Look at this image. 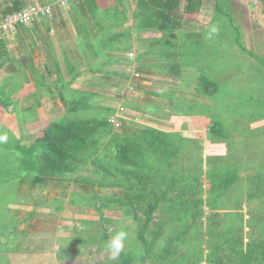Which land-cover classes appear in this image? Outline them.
Here are the masks:
<instances>
[{"label": "rangeland", "instance_id": "1", "mask_svg": "<svg viewBox=\"0 0 264 264\" xmlns=\"http://www.w3.org/2000/svg\"><path fill=\"white\" fill-rule=\"evenodd\" d=\"M61 1L54 0L53 4L61 7L63 12L58 10L53 14L52 11L45 20H56L60 16L70 19L69 40L73 43H69V47L73 49L58 51V57H51L47 52L43 56L40 51L31 50V46L32 53L26 50L20 42L18 59L12 50L11 54L0 58V69L7 65L5 76H1L6 84L0 89V140L4 145L11 141L9 146H0V158L5 160L0 171V244L4 245L6 251H0V264L138 263L145 256V244L152 245L155 254H162L160 246L166 242H171L168 252L173 257L181 256L188 259L189 264L196 263L198 258L194 254L199 249L204 255L209 252L207 237L202 236L200 244V238L196 237L199 227L207 231L214 221L221 230L231 231L229 226L237 224L228 221L233 212L226 202L224 208L210 211L202 205L204 216L193 214L186 219L185 214H181L185 218L181 223L189 227L184 234L185 227L179 228L176 220L170 222L166 218L163 202H159L154 212L151 210L153 202L150 201V186L145 177L139 178L140 180L132 178L127 182L121 177L104 180L97 165L86 164L81 165L79 173L74 176H42L34 171L37 161L33 160L40 158V151L35 149L31 159L26 158L25 154L35 145V136L39 130L64 116L61 109L66 107V101L62 87L65 81H70L71 75H68L66 67L70 63L76 67L79 77L67 88L89 90L91 86H95L92 91L99 93L100 98L92 99L90 104L113 110L106 115L112 132L135 136L149 126L172 130L181 123L185 113L184 106L176 104L175 99L199 103L210 108L211 111L205 109V113L221 119L227 118L224 126L231 131L236 141L232 151L237 155L243 151L251 158L250 161L258 163L259 168L248 165L238 169L239 180L255 176L264 180V110L259 112L262 108L254 107L258 102L264 103V28H259L252 19L248 21L245 0H235L232 9L231 1H228L227 8L220 11L211 8L214 0H202V13L200 9L197 14H184L179 26L168 30L164 35L154 31L138 33L132 29L135 26L133 14L137 0H125L119 9L126 10L128 14L124 26L131 29V39H123L122 47L125 50L106 54L108 62L105 63L104 70L110 75L92 74L88 72L89 57L81 56L78 49V30L71 11L72 4L79 5L81 0H69L65 5L60 4ZM39 3L50 4L46 0ZM81 13L86 19L85 9L81 8ZM4 14L7 15L6 12ZM228 19L231 26L226 23ZM214 24L218 26V34L206 39L209 28ZM33 31L32 23L8 34L32 40ZM35 32L47 35L40 30ZM58 33L62 34L61 29ZM59 34H56L57 40ZM168 42L173 47H166ZM189 50L191 54L183 59L181 54ZM167 53L173 54V58L168 57ZM33 59H37V70ZM91 62L97 67L101 60L91 59ZM173 64L179 66L175 68ZM201 71L218 84L223 79L229 81L231 93L246 90L240 98L241 110L230 112L233 106L227 104L235 105L237 102L234 98L215 102L199 95L196 91ZM60 73L63 76L62 83L59 80ZM256 73L259 76L257 82L253 78ZM241 74L246 79L251 75V83L232 80L236 77L241 79ZM28 81L36 82L35 89L33 92L24 91V95H37L22 101L19 88ZM222 105L226 106L222 108ZM240 113H243L242 116ZM179 132L185 131L182 129ZM196 132L202 135L199 142L203 148V163L200 166L204 173L209 169L206 164L209 138H206V129ZM187 138L193 139L192 136ZM244 138L251 141L261 138L262 142L245 148L242 144ZM194 139L198 141L197 138ZM221 147H224L223 150L213 151L226 153L229 150L225 145ZM169 168L178 172V166L171 168L166 164L160 167V177H156L159 183L158 193L167 191L169 194L158 201L178 195L177 190L173 192L167 185L172 178L177 180L180 174L171 175ZM5 171L7 174L3 177ZM200 179L201 186L206 191L208 182L205 175ZM140 183L141 186L137 189L138 200L131 197L133 193L127 187ZM242 193L240 190L233 191L229 196L237 197ZM258 195L264 197V187ZM263 206L264 199L262 202H243L241 214L245 217L244 240L247 234L257 231L250 221L247 224V211H254L255 216H264ZM214 213L219 217L206 220L213 217ZM199 219L202 222L197 225ZM118 230L126 231L128 238L124 250L113 259L105 245ZM195 237L197 245L193 243ZM8 250L11 251L7 253Z\"/></svg>", "mask_w": 264, "mask_h": 264}, {"label": "trees", "instance_id": "2", "mask_svg": "<svg viewBox=\"0 0 264 264\" xmlns=\"http://www.w3.org/2000/svg\"><path fill=\"white\" fill-rule=\"evenodd\" d=\"M80 2L79 5L74 3L71 7L78 30V49L81 51V56L89 57V61H87L88 72L110 75L104 70L105 63L108 62L106 54L111 51L125 50L122 47L123 39L125 37L131 39V29L124 26L128 14L126 10L119 9V6H123L126 1L81 0ZM201 3L202 0H137L133 14L135 26L132 29L138 33L154 31L164 35L163 33L179 26L178 24L184 14L199 13ZM81 8L85 9L86 19L81 16ZM226 23L229 26L232 24L230 19L226 20ZM165 46L171 48L173 44L168 42ZM190 54L189 50L182 53L181 56L185 59L184 56ZM7 55L4 43L0 41V58ZM167 56L173 58L174 55L167 53ZM90 58L100 59L101 62L96 67ZM172 66L176 68L179 64ZM66 67L68 75H71L70 81L64 82L61 73L59 79L61 83L64 82L62 89L66 107L61 109L64 116L39 130L35 136V145L30 147L25 154L26 158L31 159L35 149L37 152L40 151V158L33 159L37 161L34 165L36 173L42 176H74L79 173L80 166L86 164L87 166L97 165L104 180L121 177L127 182L132 178L140 180L145 177L148 186H150V201L153 202L151 210L154 212L159 202H163L166 218L170 222L176 220L179 228L185 227L184 234L187 233L189 227L181 221L187 219V216L193 214L204 216L201 210L202 205H205L210 211L224 208L226 202L233 212L228 221L237 222V224L229 226L231 231L221 230L214 221L211 222L207 231L201 230L202 228L199 227L196 237L200 238L199 244L203 241V239L201 240L202 236L207 237L206 243L209 252L204 255L203 251L199 249L194 254L198 260L196 263L190 264H264V216L262 214L255 216L254 211H247V224L250 221L252 227L256 228L257 231L247 234L244 240L245 217L244 214H241L243 202L263 201L264 197H260L258 193L264 187V180L256 176L239 180L238 169L248 165L256 168L259 166L256 161H250L251 158L247 156V153L241 151L237 155L232 151L236 146V141L231 131L224 126L226 117H222L223 119L214 117L210 113L204 112L205 109L211 111L210 108L177 98L175 103L182 104L185 113L181 114L182 121L174 129L166 130L149 126L139 131L135 136H128L117 131L112 132L106 115L112 113L113 110L90 104L92 99L100 98L99 93L92 91L95 86H91L89 90L67 88L73 80L78 79L79 72L70 63H67ZM258 77L256 73L253 77L254 81L257 82ZM249 78L252 79V76L249 75L246 79L241 74V79L236 77L232 80L241 83L244 81L248 84L251 83ZM26 83L23 93L24 91L33 92L35 89L33 86L36 85V82L34 81L35 85ZM198 83L196 92H199V95L209 97L215 102L216 100L234 98L237 102L235 105L227 104L233 106L230 112L234 113L241 110L240 98L246 90H241L237 94L231 93V89L228 88L229 81L223 79L221 84H218L208 75L203 74L202 71ZM225 106L222 105L221 107ZM254 107L262 108L259 112H263L264 103L258 102ZM242 114L240 113L241 116ZM180 129L185 132H179ZM200 129H206L208 135L206 138H209L207 141L209 153L206 158L209 169L204 173L200 166L203 163V148L199 142L202 135L196 132ZM188 136H192L193 139L187 138ZM194 138H197L198 141ZM244 140L242 144L245 148H249L250 144L262 142L261 138L253 141L247 138ZM10 142H5L7 145H4V142L0 140V146H9ZM221 145H225L229 150L226 153L213 151L216 149L223 150L224 147ZM261 156L259 157L261 158ZM4 161L0 158V171L4 166ZM166 164L171 168L178 166V172L175 173L169 168V173L173 176H177L179 173L180 178L178 177L177 180L172 178L167 185V188L173 192L177 190L178 195L158 201L159 198L165 199L166 195L169 194L167 191L158 193L159 183L156 180V177H160V167ZM6 174L5 171L3 177H6ZM203 175L208 182L206 191L201 186L200 178ZM166 180L165 178L164 182ZM176 184L177 186H175ZM140 186L141 183L127 187V190L133 193L131 197L139 200L137 189ZM238 190L243 193L238 194L237 197L229 196L233 191ZM181 214H185V218ZM213 215L206 220L219 217L216 213ZM199 222H202V219L197 221V225ZM196 237L193 243L197 245ZM3 246L1 243L0 251L6 252ZM170 246L171 242L164 243L160 246L162 254H155L152 249L153 246L145 244V256L138 263L121 261L120 264H189L188 259L186 260L184 257H173L174 255L168 252ZM10 251L8 250L7 253ZM150 253L152 255H149ZM3 259L5 260V257H2Z\"/></svg>", "mask_w": 264, "mask_h": 264}, {"label": "crops", "instance_id": "3", "mask_svg": "<svg viewBox=\"0 0 264 264\" xmlns=\"http://www.w3.org/2000/svg\"><path fill=\"white\" fill-rule=\"evenodd\" d=\"M45 0H0V20L1 18L5 15L4 13L6 12L7 14L9 13H13L16 11L21 10L22 8L33 4V3H39ZM48 3L53 4L54 0H46ZM231 1V7L230 9H232V3H234L235 0H214L212 2V9H226L227 6L229 5V2ZM247 3V8H248V14H247V19L249 20H254L256 23L255 25H258L259 28H264V0H257L256 4H251L249 3L247 0H245ZM204 2V0H203ZM204 8V5L201 7V12L202 13V9ZM58 10H60L61 12H63V9L61 7H59L58 5H54L53 7V14H55ZM4 14V15H3ZM195 17V16H194ZM47 19V18H45ZM41 19L38 21H35L33 23V27H34V31L36 30H40L43 31L44 34L46 33L47 35L43 36L40 35L39 33L36 34V32L33 34L31 33L32 36V40L28 39V37H18L17 36H12L11 34H4V33H0V41H2L4 43V49L8 51L7 54H11V50L15 53V58L18 59V54L21 50V45L20 42L23 43V48H25L26 50H29L31 52V50L35 49V52L38 50L40 51V53L45 56L46 52L49 56L51 57H58L57 52L58 51H66L68 49H73V47H69V43L72 44L73 42H70L71 40L69 37V29H70V19L67 18V16H60L57 17L56 20L53 19ZM47 21V22H46ZM247 21V22H248ZM66 27V29L64 28ZM61 29L62 34L60 35L58 33V30ZM248 35H249V31H247ZM56 34H59V40H57L56 38ZM11 35V36H10ZM44 37L46 38L44 40ZM68 37V38H67ZM41 38L43 40H41ZM30 41H32L31 43H29ZM68 44V46H67ZM30 46L32 47V49L30 50ZM7 48V49H6ZM6 51V52H7ZM32 53V52H31ZM56 55V56H55ZM6 57V56H5ZM33 57V56H32ZM16 59V60H17ZM33 65L36 68V70L39 68L38 67V62L37 59H33ZM61 66L63 65L60 62ZM34 67V68H35ZM7 71V65H3V67L0 69V89L4 88L6 82H3L1 76L3 75V77L5 76V73ZM146 80V79H145ZM3 82V83H1ZM29 85H35L34 81H28ZM147 84V83H145ZM27 85V83H24L20 86L19 90L21 92L20 95V99L23 101V99H32L34 97V95H37V93H33L28 95H24L23 93V88L24 86ZM35 88V86H33V89Z\"/></svg>", "mask_w": 264, "mask_h": 264}, {"label": "built area", "instance_id": "4", "mask_svg": "<svg viewBox=\"0 0 264 264\" xmlns=\"http://www.w3.org/2000/svg\"><path fill=\"white\" fill-rule=\"evenodd\" d=\"M247 1L251 4L257 3V0ZM66 2H69V0H62L60 4L65 5ZM52 5L54 4H32L19 12L3 16L0 20V33H13L20 27H24L34 23L35 21L50 17L53 11Z\"/></svg>", "mask_w": 264, "mask_h": 264}, {"label": "clouds", "instance_id": "5", "mask_svg": "<svg viewBox=\"0 0 264 264\" xmlns=\"http://www.w3.org/2000/svg\"><path fill=\"white\" fill-rule=\"evenodd\" d=\"M219 32L217 25H212L207 33L206 39H211ZM128 238V233L124 230L116 231L112 238L106 242L105 248L110 253L111 257L114 259L124 250L125 242Z\"/></svg>", "mask_w": 264, "mask_h": 264}]
</instances>
